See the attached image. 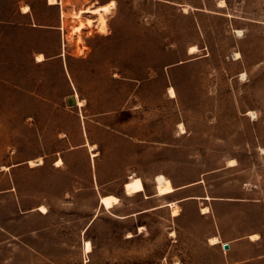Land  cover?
<instances>
[{"label": "rangeland", "instance_id": "1", "mask_svg": "<svg viewBox=\"0 0 264 264\" xmlns=\"http://www.w3.org/2000/svg\"><path fill=\"white\" fill-rule=\"evenodd\" d=\"M49 1L0 0V264H264V0Z\"/></svg>", "mask_w": 264, "mask_h": 264}, {"label": "bare ground", "instance_id": "2", "mask_svg": "<svg viewBox=\"0 0 264 264\" xmlns=\"http://www.w3.org/2000/svg\"><path fill=\"white\" fill-rule=\"evenodd\" d=\"M49 2H50V4H56L57 3V0H50ZM223 2H221V3H223ZM30 9L31 8L28 5V6H25V10L24 11L25 12H29ZM87 12H91V13H95V14L100 13L101 14V16L99 18L100 19V23H99L100 28L104 32L105 31H108V22H107V19H106L104 13L102 12V10L100 8H98V7L91 8L89 6V7H86L84 9H81L79 12L76 13L77 14L76 16L78 18H82L83 13H87ZM87 24L89 26V24H91V20H89L88 22L81 21V23L78 26L76 25L75 26L76 27V29H75L76 31L74 30L76 32V34H77V32H82V29ZM81 41H82V39L80 38L78 40V42L81 43ZM80 48H83V45ZM189 51H190V53H194V52L198 51V47L196 45H194V46L190 47V50ZM37 60L38 61H44L45 60V55L43 53L38 54ZM169 93H170V96L171 97H176L177 96V92H176V90H175V88L173 86H170L169 87ZM78 105L80 107H83L85 105V100L78 99ZM248 114L250 116H252V117L255 116L254 111H249ZM181 129H182V132L183 133L186 132V127L184 126L183 123L181 124ZM91 148L93 150L95 148V146H91ZM97 154H98V152L92 151V156L93 157H95ZM30 163L32 165H34V166L41 165L43 163V157H38L36 159L30 160ZM62 163H63V159L62 158H58L56 164L57 165H61ZM230 164H235L234 163V160H232ZM157 178H159V182L156 185V190H157V192H158L159 195L165 196V195L171 194V193H173V192L176 191L177 188L173 185V182H172V180L170 178H166L162 174L161 175H158ZM162 178H164V179H162ZM206 198H211V197L210 196H207ZM121 200H122L121 197H119L116 194H105V195H102L101 198H100L101 204L104 205L105 207H108V208L109 207H113L116 203L120 202ZM177 204H178L177 201H173V202L168 203V205H171L173 207V214L174 215H180L181 214L180 208L177 206ZM39 209L41 211H43V212H47V208L44 205L39 206ZM202 211L204 213H207V212L210 211V207L208 205L203 206L202 207ZM255 235L256 234H253V236H255ZM257 236H258V233H257ZM211 241H212V243L217 244V243H220L221 242V239L218 236H213L211 238ZM85 250L87 252L92 251V243H91L90 240H86V242H85Z\"/></svg>", "mask_w": 264, "mask_h": 264}, {"label": "water", "instance_id": "3", "mask_svg": "<svg viewBox=\"0 0 264 264\" xmlns=\"http://www.w3.org/2000/svg\"><path fill=\"white\" fill-rule=\"evenodd\" d=\"M67 104L68 105H77L78 101H77V97L75 95H70L67 97ZM224 248L225 249H229L230 248V244L229 243H224Z\"/></svg>", "mask_w": 264, "mask_h": 264}, {"label": "crops", "instance_id": "4", "mask_svg": "<svg viewBox=\"0 0 264 264\" xmlns=\"http://www.w3.org/2000/svg\"><path fill=\"white\" fill-rule=\"evenodd\" d=\"M196 198H198V197H196ZM256 201H260V199L256 198V199H255V202H256ZM259 238H260V237H259ZM259 238H257V239H259ZM229 244H230V243H229ZM230 248H231V244H230ZM230 248H229V249H230ZM263 255H264V254L259 253V254H258V257H262Z\"/></svg>", "mask_w": 264, "mask_h": 264}]
</instances>
